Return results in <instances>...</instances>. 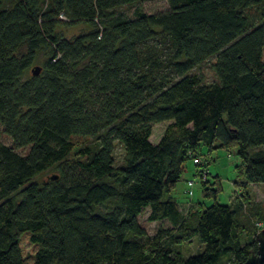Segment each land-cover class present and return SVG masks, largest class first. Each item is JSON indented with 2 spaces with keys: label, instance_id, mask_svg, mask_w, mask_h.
<instances>
[{
  "label": "trees",
  "instance_id": "16d2710c",
  "mask_svg": "<svg viewBox=\"0 0 264 264\" xmlns=\"http://www.w3.org/2000/svg\"><path fill=\"white\" fill-rule=\"evenodd\" d=\"M142 1L0 0V264H235L256 249L238 230L264 221L243 213L264 183V0L126 12ZM201 146L239 157L232 204ZM188 160L212 203L184 213ZM146 210L169 225L149 235ZM194 237L202 250L181 257Z\"/></svg>",
  "mask_w": 264,
  "mask_h": 264
},
{
  "label": "rangeland",
  "instance_id": "374dc122",
  "mask_svg": "<svg viewBox=\"0 0 264 264\" xmlns=\"http://www.w3.org/2000/svg\"><path fill=\"white\" fill-rule=\"evenodd\" d=\"M135 8H139L145 12H156L167 8V0H145L137 4L131 5L130 7L127 8L126 12L132 14ZM86 29L87 26L85 24L79 23L71 27H64L63 34L66 35L67 37H72ZM263 59H264V49H263ZM169 122L170 121H163L154 124L152 126L150 140L156 142L160 138L166 125ZM0 141L7 145L12 144L10 137L3 132L1 126H0ZM19 151L23 152V150H19ZM201 151L204 154V158L207 162L206 165L207 170H205V172H207L208 174L207 173L204 174L205 175L207 174L210 180L217 179L221 186V190L217 195V202L228 205L232 204L233 201L237 199L238 196L241 195V190H242L239 186L235 184V182L238 181L235 174L236 173L235 165L239 163V157L237 156L235 151H228L227 149L222 147H216L210 150L206 146H201ZM121 157H122V150L121 147L117 145L115 148V159L117 163L121 161ZM193 171H194V164L192 163L191 160H188L186 162V170L185 172H183L181 179L179 180L175 189L173 190V193L178 198V202L180 204L181 210L184 213H188L191 209H193L196 206L198 200L203 199L201 197V190H200V185L198 183V178H196L193 175ZM192 179L194 180L192 186V194L185 195V190L188 187L186 181ZM183 189H184V193H182ZM247 192L248 195H250V202H248V205L246 206L245 209L246 212L243 211V213L247 215V213L250 212L251 207L256 206V210L254 211V213L256 214L253 215L249 213V216H251L249 222L254 223L255 221L264 220L262 218V216H264V183L249 184L247 186ZM203 200H204V206H207L212 203L210 199H203ZM139 222L140 225L145 228L146 232L149 235H153L156 232L159 225L162 226L169 225V222L167 220L149 221L147 219V210L144 211L139 216ZM261 223L264 224V221H261ZM243 224L245 225L243 226V229L241 228V230H238V234L239 237L241 238L242 243H248L255 235H253L251 232L246 230L248 223H243ZM202 248H203V244L200 243L196 237H194L189 242L181 243L177 247L179 251V255L183 258L200 252Z\"/></svg>",
  "mask_w": 264,
  "mask_h": 264
},
{
  "label": "water",
  "instance_id": "95a60500",
  "mask_svg": "<svg viewBox=\"0 0 264 264\" xmlns=\"http://www.w3.org/2000/svg\"><path fill=\"white\" fill-rule=\"evenodd\" d=\"M40 70L39 66H34L31 68L32 73H38ZM56 178V175L51 176ZM255 240L257 242V247L255 250H249V254L245 260L239 261L235 264H264V227L260 228L255 234ZM174 264H184L183 262H176Z\"/></svg>",
  "mask_w": 264,
  "mask_h": 264
},
{
  "label": "built area",
  "instance_id": "2783aa9c",
  "mask_svg": "<svg viewBox=\"0 0 264 264\" xmlns=\"http://www.w3.org/2000/svg\"><path fill=\"white\" fill-rule=\"evenodd\" d=\"M194 162H197V159H194ZM201 173H202L203 176H205L204 173H206V172H205V170H203V171H201ZM193 183H194V180L193 179L187 181L188 187H187V190L186 191H187V194L188 195L192 194V186H193ZM257 227H258V229H260V228L264 227V224H262L261 222L260 223H257Z\"/></svg>",
  "mask_w": 264,
  "mask_h": 264
},
{
  "label": "crops",
  "instance_id": "0c3cea01",
  "mask_svg": "<svg viewBox=\"0 0 264 264\" xmlns=\"http://www.w3.org/2000/svg\"><path fill=\"white\" fill-rule=\"evenodd\" d=\"M182 193H184V189H183V191H182ZM173 195L175 196V194L173 193ZM183 196H184V194H183ZM176 197V196H175ZM176 199L178 200V198L176 197Z\"/></svg>",
  "mask_w": 264,
  "mask_h": 264
}]
</instances>
